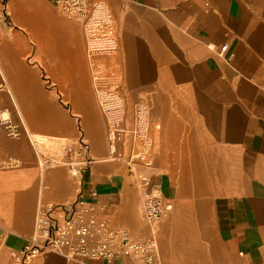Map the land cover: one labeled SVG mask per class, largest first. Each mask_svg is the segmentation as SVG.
Here are the masks:
<instances>
[{
    "label": "crops",
    "instance_id": "0c3cea01",
    "mask_svg": "<svg viewBox=\"0 0 264 264\" xmlns=\"http://www.w3.org/2000/svg\"><path fill=\"white\" fill-rule=\"evenodd\" d=\"M10 2L7 21L25 29L12 35L28 40ZM89 18L105 64L106 99L99 106L109 108L107 120L96 117V126L89 120L100 161L77 181L60 168L44 174L37 164L0 169V264L13 263L12 253L34 234L38 207L47 201L75 202L115 227L137 229L140 192L129 172L138 140L146 157L134 164L144 174V192L148 179L175 203L158 227L159 264H264V0H92ZM70 21L80 31L84 57L73 61L61 48L56 67L42 57L75 105L93 107V95L81 94L66 77L85 76L91 59L81 24ZM8 35L0 22V41ZM3 48L1 58L9 49ZM3 141L11 158L25 156L15 142ZM50 185L59 194L46 196ZM177 207L189 212L191 228L174 225ZM27 264L137 263L127 255L71 259L50 252Z\"/></svg>",
    "mask_w": 264,
    "mask_h": 264
},
{
    "label": "rangeland",
    "instance_id": "374dc122",
    "mask_svg": "<svg viewBox=\"0 0 264 264\" xmlns=\"http://www.w3.org/2000/svg\"><path fill=\"white\" fill-rule=\"evenodd\" d=\"M69 19L81 24L86 44L85 49L91 59L90 63L87 60L85 62L88 68L85 76L80 74L76 78L73 74H68L66 77L70 79L71 87L78 83V86L81 87V94L93 95L97 104L101 105V102L105 103L104 99H106L102 78L105 64H103L104 59L100 57L102 49L97 45V37L94 36V29L90 25L91 18L86 21ZM0 22L9 32V35L0 41L1 48L7 45L9 47L4 52L6 55L4 59L13 68L16 65L21 69H13L16 71L14 74L15 84L3 80V69L0 65V169L37 164L44 174L51 169L60 168L71 176L75 173L73 169L77 168V174L74 175L77 181V176H80L84 168L96 166L101 158L96 153L95 148L98 141H96L95 135L89 134L86 129L84 113L81 110L84 105L83 101L80 100L78 105H75L74 95L64 89V83L60 80L59 75H54L51 72V64H48L37 52V44L31 37L25 40L24 37L22 39L12 35L15 33L23 35L25 32L23 26L16 24L14 20L13 24H10L3 18L1 12ZM21 40L28 44L27 51L24 50V43ZM63 67H68V65L64 66L63 63ZM16 89L19 92L20 101L16 95ZM72 92L74 93V91ZM85 108L89 109L90 113L93 112V107ZM100 108L101 115L107 120L106 115L109 108L107 106ZM24 111H28V113ZM29 119L32 120V124ZM91 120V126L99 124V118H96L94 114L91 116ZM104 123L106 127V122ZM109 127V130H115L111 125ZM30 133H33L34 136L35 134L43 135L45 138L39 141L36 137L31 138ZM3 140L15 142L16 150L24 152L25 156L11 158L10 151L4 147ZM37 147L40 149L37 150ZM18 155L19 153L16 156ZM145 157L143 144L138 140L132 153L133 163H131L129 174L135 178V187L140 192L139 206L145 195L142 186L144 174L137 170L134 162ZM169 200L175 204L170 196ZM52 202L62 203L55 200L47 201V203ZM143 223L137 229H132V232H137L141 238H146L151 232ZM138 229L139 231H137ZM157 242H159L158 239Z\"/></svg>",
    "mask_w": 264,
    "mask_h": 264
},
{
    "label": "built area",
    "instance_id": "2783aa9c",
    "mask_svg": "<svg viewBox=\"0 0 264 264\" xmlns=\"http://www.w3.org/2000/svg\"><path fill=\"white\" fill-rule=\"evenodd\" d=\"M7 1L0 0V12L5 20L10 19ZM58 10L79 21H86L91 14L92 0H52ZM221 48V53L226 51ZM86 145V144H84ZM87 148V146H86ZM77 174V168L73 169ZM147 189L140 202L141 216L150 229L144 239L136 238L128 228L113 226L77 203L42 204L38 207L35 231L27 244L12 253V264H27L33 258L46 253H58L67 258L117 260L122 255L130 256L137 264H159L157 231L173 211L174 204L158 185L143 180Z\"/></svg>",
    "mask_w": 264,
    "mask_h": 264
},
{
    "label": "bare ground",
    "instance_id": "6f19581e",
    "mask_svg": "<svg viewBox=\"0 0 264 264\" xmlns=\"http://www.w3.org/2000/svg\"><path fill=\"white\" fill-rule=\"evenodd\" d=\"M10 4L13 7L16 15L22 18V23L28 29V31L30 32V36L37 44L39 53L41 55H46L47 57H49L48 60L52 65L56 67V65L58 64V53L61 48L67 50L68 54L73 58V61H80V59L84 57L83 41L78 27H76L73 22L65 18L63 15H60L57 9L55 11L52 6L40 0H11ZM90 57L91 56H89V59ZM0 64H2L4 68L6 79L16 84V80L14 79V74L16 71H14L13 69L16 68V70H21L20 67L15 65V68H13L10 63L7 62L4 58H1V56ZM77 64L79 65V62H77ZM65 85L67 87L68 83L66 82ZM16 95L20 101L21 98L17 89ZM81 110L84 113V121L87 132L92 133V128L89 125L90 117L94 114V116L100 118L101 108L98 104L95 103V105L93 106V112L90 113L89 109H86L85 106H83ZM24 112L28 113V111ZM24 120L26 119L24 118ZM29 122L32 124L31 119H29ZM99 129V126H97L96 130L99 131ZM30 136L31 138L36 137L39 141L42 140V138H45V136H41L39 134H35L34 136L33 133H30ZM36 140L34 141L36 142ZM99 141L101 142L102 139L100 138ZM39 149L40 147H37V150ZM49 174L50 175L48 177V181L54 182L56 177L52 175L51 172ZM46 189V196L48 197H53V195L57 193L59 194V190L57 189V187L50 185ZM63 191L64 188H60V193ZM184 210L188 211V207L184 208ZM179 211L180 215L176 214L174 225L182 228H191L194 225V221L190 219L189 212H184L182 214L181 208L177 207V212ZM136 213L142 221L143 219L139 208L136 209ZM158 230L159 229H157V231Z\"/></svg>",
    "mask_w": 264,
    "mask_h": 264
}]
</instances>
